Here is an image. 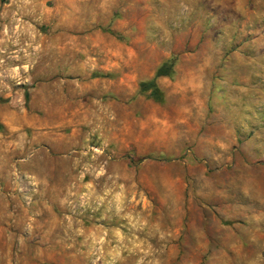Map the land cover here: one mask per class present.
Masks as SVG:
<instances>
[{
	"label": "rangeland",
	"instance_id": "obj_1",
	"mask_svg": "<svg viewBox=\"0 0 264 264\" xmlns=\"http://www.w3.org/2000/svg\"><path fill=\"white\" fill-rule=\"evenodd\" d=\"M0 264H264V0H0Z\"/></svg>",
	"mask_w": 264,
	"mask_h": 264
},
{
	"label": "trees",
	"instance_id": "obj_2",
	"mask_svg": "<svg viewBox=\"0 0 264 264\" xmlns=\"http://www.w3.org/2000/svg\"><path fill=\"white\" fill-rule=\"evenodd\" d=\"M172 66V60L171 61H167L162 63L157 70L154 73V76L151 80L146 81V82H141L139 84L140 90L141 91H147L150 90V95L154 98V99H158V92H157V88L155 86L154 83V79L160 76H167L170 72Z\"/></svg>",
	"mask_w": 264,
	"mask_h": 264
}]
</instances>
